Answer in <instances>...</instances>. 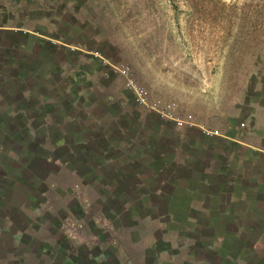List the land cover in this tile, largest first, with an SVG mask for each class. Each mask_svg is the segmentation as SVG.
Returning a JSON list of instances; mask_svg holds the SVG:
<instances>
[{
  "label": "rangeland",
  "instance_id": "1",
  "mask_svg": "<svg viewBox=\"0 0 264 264\" xmlns=\"http://www.w3.org/2000/svg\"><path fill=\"white\" fill-rule=\"evenodd\" d=\"M0 24L14 27L0 30V264H264V243L216 248L234 224L214 204L236 201L219 154L242 149L127 87L196 123L228 112L240 79H264V0H0ZM120 93L127 111L105 98Z\"/></svg>",
  "mask_w": 264,
  "mask_h": 264
},
{
  "label": "crops",
  "instance_id": "2",
  "mask_svg": "<svg viewBox=\"0 0 264 264\" xmlns=\"http://www.w3.org/2000/svg\"><path fill=\"white\" fill-rule=\"evenodd\" d=\"M0 30L13 31L14 27L0 24ZM1 49L2 45L0 44V51ZM94 55L99 58L102 57L99 54ZM104 61L106 64L110 63L105 58ZM117 69L120 74L127 75L126 72L122 70V66L117 67ZM78 73L83 77L86 74L80 73L79 71ZM91 76H93V74ZM49 78L48 76H43L39 80L45 81L49 80ZM246 78L247 80H245V78L240 79L239 84L236 86L235 90L237 93L233 95L234 100L231 109L225 112L223 107L219 104H217L218 108L215 107L214 109H211L212 106L206 105V110L203 109L201 113L198 114L201 119L199 122L201 123L180 126L174 120L166 119V117L154 111L163 119L174 123L178 130L196 129L194 131L198 132L200 137L205 140L204 144H206V142H217V144L221 142V144H233L235 147L237 146L242 149L240 152L241 159L236 158L239 155L235 157L232 156L231 153L225 154L222 152L219 154L220 158H224V162L226 163L225 166H232L233 168L231 174L222 172L221 175L224 176L223 182L225 185L231 187L230 191L232 194H235L236 200L230 206V209H233L231 211H229L230 209L228 206L222 202L214 204L216 208L223 207L222 212L217 215L220 221L231 220L232 224H234V229L231 232L227 230L228 226L223 224L221 226L222 230H218L220 231V236L217 235V238H221V242H218L216 248L219 249V252L222 250L224 253L223 258L228 260L230 259L229 255L237 258L245 257L249 254L248 251L254 252L258 245H263L264 243V95L260 92V89L264 88V79L255 81L254 84H251L249 82V77ZM43 81H41L40 84H42ZM130 90L135 95V92L132 89ZM62 92H60V97L64 98L65 96ZM65 92L67 93L68 91ZM252 93H260V99H255L256 94L253 95ZM107 97L105 98L108 99L109 102L121 107L123 106L124 110L127 111L128 106L121 93L114 96L108 95ZM113 97L116 99L113 100ZM137 104L141 106L140 108L143 110L146 109L145 106H142L143 104H139L138 102ZM64 107L65 106H63V108ZM245 107H249L251 110L246 115L244 111ZM136 108L139 109L138 106H136ZM147 111L152 112V109L147 108ZM244 120L252 127L251 131L245 130L246 122ZM81 121L82 120H75V128L83 129ZM92 125L93 120H89L88 127L93 133L94 128H92ZM157 129V134L159 136L162 135V132L159 131L161 129L160 125L157 126ZM240 134H243V137H240ZM80 137L82 136H78L80 140L79 143L85 141V146H89L93 143L92 136H86L87 138L84 137L83 141H81ZM229 175H231V180L229 179ZM183 205L189 209L195 207L190 200L184 202ZM208 206L211 207V205ZM198 207L205 208L204 204L200 205V203H198L195 208ZM218 218L216 219L218 220ZM238 242H247V244L252 242V246L251 248L248 247L247 252H245L243 247L240 251L235 253L234 244ZM171 258L169 260H172ZM235 264H238L236 260Z\"/></svg>",
  "mask_w": 264,
  "mask_h": 264
},
{
  "label": "built area",
  "instance_id": "3",
  "mask_svg": "<svg viewBox=\"0 0 264 264\" xmlns=\"http://www.w3.org/2000/svg\"><path fill=\"white\" fill-rule=\"evenodd\" d=\"M126 72V71H125ZM127 87L132 89L135 92V96L136 99L138 101L139 104H143L144 106L149 107L150 109L158 112L159 114L163 115L164 117L174 120L175 122H177V124H179L180 126L182 125H189V124H195V117L192 114L189 115H184V113H182L183 116H178V115H174L173 111H172V106H168V107H162L158 105V102L153 101V103L151 101H149V97L147 95L146 90L139 85L137 82H135L133 80V78H129L127 81ZM244 125V123H243Z\"/></svg>",
  "mask_w": 264,
  "mask_h": 264
}]
</instances>
